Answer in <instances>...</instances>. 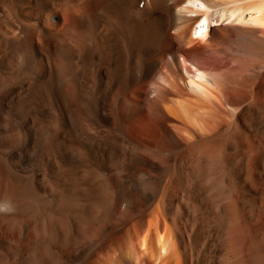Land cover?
<instances>
[{
	"label": "bare ground",
	"instance_id": "6f19581e",
	"mask_svg": "<svg viewBox=\"0 0 264 264\" xmlns=\"http://www.w3.org/2000/svg\"><path fill=\"white\" fill-rule=\"evenodd\" d=\"M0 264H264V0H0Z\"/></svg>",
	"mask_w": 264,
	"mask_h": 264
}]
</instances>
